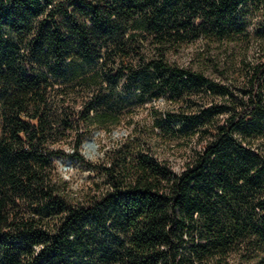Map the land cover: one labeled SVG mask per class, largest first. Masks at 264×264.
<instances>
[{
    "label": "trees",
    "instance_id": "obj_1",
    "mask_svg": "<svg viewBox=\"0 0 264 264\" xmlns=\"http://www.w3.org/2000/svg\"><path fill=\"white\" fill-rule=\"evenodd\" d=\"M258 15L264 0H0V264H264V58L225 83L172 58L247 39ZM159 99L149 132L81 156L82 133ZM58 156L99 179L74 195Z\"/></svg>",
    "mask_w": 264,
    "mask_h": 264
},
{
    "label": "rangeland",
    "instance_id": "obj_2",
    "mask_svg": "<svg viewBox=\"0 0 264 264\" xmlns=\"http://www.w3.org/2000/svg\"><path fill=\"white\" fill-rule=\"evenodd\" d=\"M249 37L247 39L235 38L230 44H219L215 41L196 42L186 44L172 58L180 64L204 62L205 74L212 77L216 82H228L239 77L246 65L256 62L259 58H264V21L262 16H254L248 23ZM211 56L214 61H207L206 57ZM173 106L167 100L159 99L152 103H146L123 118L119 126L111 131L104 129H91L82 133V144L79 146V153L84 159L97 163L102 153L114 142L133 132L134 128L144 129L149 132L152 122V114L155 110L164 111L172 109ZM151 133V132H150ZM155 136V135H153ZM159 150H163V143L155 141ZM60 147L66 154L73 153L72 141H64ZM188 144L182 140L171 141L168 148L169 158L173 162L175 169H179L183 158L187 152ZM54 163L58 174L67 182L70 191L82 194L89 189L94 181L99 179L97 171H93L88 165L68 156H58L54 158Z\"/></svg>",
    "mask_w": 264,
    "mask_h": 264
}]
</instances>
